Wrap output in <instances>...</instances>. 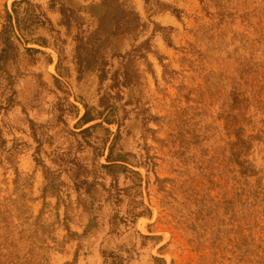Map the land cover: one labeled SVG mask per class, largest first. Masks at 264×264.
<instances>
[{
  "label": "rangeland",
  "instance_id": "obj_1",
  "mask_svg": "<svg viewBox=\"0 0 264 264\" xmlns=\"http://www.w3.org/2000/svg\"><path fill=\"white\" fill-rule=\"evenodd\" d=\"M15 1L0 0V54ZM16 9L23 32L0 61V264H264V0ZM100 25L103 59L89 51L80 73L76 36ZM85 105L103 116L81 126Z\"/></svg>",
  "mask_w": 264,
  "mask_h": 264
},
{
  "label": "trees",
  "instance_id": "obj_2",
  "mask_svg": "<svg viewBox=\"0 0 264 264\" xmlns=\"http://www.w3.org/2000/svg\"><path fill=\"white\" fill-rule=\"evenodd\" d=\"M23 1H27V0H21V1H15L14 2V12L16 14V21L14 22V13H11L8 11L7 13V23L4 25V28L1 32V36L4 40L5 43V47L2 50V53L0 54V61L2 59H5V62L8 61L9 58V51L10 50H14L16 49L14 46V40L13 37H17V39H20L17 35H16V31L19 30L21 32H23V28L21 26L22 24V19H20L19 17V12L16 9V5L22 3ZM56 5V0H52V6L54 7ZM60 13L62 14L63 18H64V22L66 24L70 23V15H67L66 9L64 8V5H61V7L59 8ZM130 14H132V12H130ZM41 15H44V13H41ZM37 19L32 20L31 22L34 23H42V20L40 19V17H36ZM101 25L89 32L88 35H86V33H88V31H82L80 30V32L77 34L76 36V40L78 41V45L76 46V60H77V64H78V70L80 73H82L84 71V65L85 63L90 64L91 63V56L92 53L89 51H93V58L95 60V62H98V60L103 59V56L101 55V47H102V37L100 38L99 35L101 36ZM42 45L46 44V40L44 38L38 39ZM86 40V41H85ZM89 44V45H88ZM91 45V49L90 46ZM26 51L27 52H42L40 49L34 48V47H26ZM105 72V73H104ZM106 76V71L103 69L102 70V75H100L101 78H104ZM74 106V105H73ZM86 107V111L84 113V115L81 117L79 124H81V126L96 120L98 118H101L103 116V112L102 111H98V114L94 115L91 111V107H89V105H85ZM105 109H107L109 112H106V116L104 117V120L108 123V124H118L119 128H120V123L117 119V117H115L114 114V106L113 105H107L105 106ZM114 114V115H113ZM102 125V123H96L94 125H90L84 129L81 130L82 134H85L87 132H89L91 129H93L96 126ZM109 130V129H108ZM110 132V130H109ZM114 145L113 144L110 148V154L107 157L109 161H113V160H120V159H112L113 158V149H114ZM107 168H111V167H115L113 164L110 165H106ZM138 174L137 171H134Z\"/></svg>",
  "mask_w": 264,
  "mask_h": 264
}]
</instances>
